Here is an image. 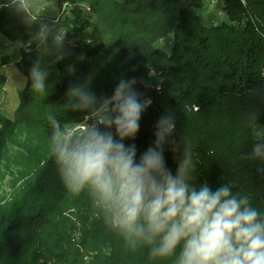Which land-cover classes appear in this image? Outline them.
<instances>
[{"label": "trees", "instance_id": "1", "mask_svg": "<svg viewBox=\"0 0 264 264\" xmlns=\"http://www.w3.org/2000/svg\"><path fill=\"white\" fill-rule=\"evenodd\" d=\"M55 1L58 16L40 14L39 21L65 31L61 58L20 48L16 64L26 83L13 119L0 108V159L16 124L35 125L49 141V114L62 123L83 122L69 107L71 89L86 83L78 57L112 50L117 66L102 74L95 95L110 96L120 79L135 78L141 98H151L135 137L124 141L136 145L137 159L153 144L158 118L171 113L175 131L170 139L180 151L165 145L166 167L175 174L186 142L197 163V184L215 190L231 182L234 192L250 194L253 206L264 213V162L242 158L257 142L246 116L255 113L256 128H264V0H222L226 19L210 24L196 12L203 0ZM38 27L0 8V33L10 41L28 39ZM168 35L171 49L165 52L155 44ZM8 58L0 54V87ZM37 60L49 67L47 92L39 100L30 79ZM37 102L44 107L39 114L31 107ZM7 202L12 210L0 212V264H173L174 257L150 259L146 246L126 249L86 192L73 196L66 191L49 151Z\"/></svg>", "mask_w": 264, "mask_h": 264}, {"label": "clouds", "instance_id": "2", "mask_svg": "<svg viewBox=\"0 0 264 264\" xmlns=\"http://www.w3.org/2000/svg\"><path fill=\"white\" fill-rule=\"evenodd\" d=\"M0 8L20 14L25 24L39 23L35 34L19 47L31 45L61 58L65 31L39 21L43 9L35 0H4ZM51 37V45H49ZM48 71L37 62L30 69L31 89L44 96ZM135 78L120 79L110 96L97 97L87 83L71 89L72 111H86L83 122H64L49 114V157L66 191L86 192L104 224L120 235L130 251L147 247L150 259L174 257L173 264H264V213L247 193L234 192L230 182L213 190L195 182L196 162L186 142L175 174L166 167L165 145L180 151L170 137L175 117L162 115L154 141L137 159L134 138L151 98H141ZM245 160L264 162V128ZM114 130V131H113ZM47 161H45L46 163ZM177 249L179 251L177 252Z\"/></svg>", "mask_w": 264, "mask_h": 264}, {"label": "rangeland", "instance_id": "3", "mask_svg": "<svg viewBox=\"0 0 264 264\" xmlns=\"http://www.w3.org/2000/svg\"><path fill=\"white\" fill-rule=\"evenodd\" d=\"M3 2L4 0H0V3ZM35 3L38 10H44L41 14L45 19H54L58 16L59 10L55 0H35ZM82 7L84 12L89 11L87 6ZM196 12L205 24L220 23L226 19L222 9V0H203V5L197 7ZM33 35H30L28 39L21 38L16 41H10L6 35L0 33V54H8L9 57V62L2 67L5 82L0 87V108L2 113L11 119L14 117L13 111H15L19 104L18 92L26 83L25 75L16 64V61L20 59L21 47H19V44L21 42L27 43ZM170 37L171 35H168L161 43L157 42L155 45L165 50V52H169L172 41ZM31 50L39 52L40 48L37 47L36 43H33ZM78 61L86 69V83L89 90L94 94L97 84L102 80V74L104 72H112L118 63L117 57L112 50H106V52H101L92 58L79 56ZM43 67L47 71L49 70L46 64ZM41 96L38 93L35 95V99L39 100ZM31 107L37 114L44 109L43 102L32 103ZM77 112L84 120L87 112ZM10 137L11 140L7 143L0 159L1 213H6L10 210L9 203L7 202L10 195L19 193L22 183L31 175L32 169L35 168L37 163L49 151V141L39 136V129L35 125L27 126L16 124Z\"/></svg>", "mask_w": 264, "mask_h": 264}]
</instances>
